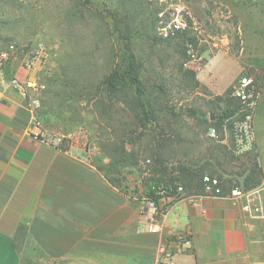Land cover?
Wrapping results in <instances>:
<instances>
[{"label":"rangeland","instance_id":"1","mask_svg":"<svg viewBox=\"0 0 264 264\" xmlns=\"http://www.w3.org/2000/svg\"><path fill=\"white\" fill-rule=\"evenodd\" d=\"M181 1L194 23L165 39L157 32V0H0V56L15 45L9 60L17 58L28 71L32 51L46 47L45 67L38 62L32 70L44 88H29L26 97L40 100L36 115L46 132L70 133L63 148L95 151V161L123 191H130L127 180L147 186L150 173L159 176L157 155L182 183L197 185L206 172L228 186L257 185L260 175L246 180L257 154L236 156L223 125L218 139L208 127L231 107L241 75L264 79L255 69L264 67V0ZM126 59L143 82L149 119L134 82L114 93L103 83ZM133 190L140 198L139 188ZM22 264L48 263L26 247Z\"/></svg>","mask_w":264,"mask_h":264},{"label":"crops","instance_id":"2","mask_svg":"<svg viewBox=\"0 0 264 264\" xmlns=\"http://www.w3.org/2000/svg\"><path fill=\"white\" fill-rule=\"evenodd\" d=\"M22 67L17 58L0 62V264H22L17 247L48 264H158L160 244L178 264H264V217H252L241 200L187 190L162 201L161 229L152 232L133 180L123 191L95 151L32 135V102L12 84L14 77H34ZM255 69L264 74V67ZM255 125L264 172V95ZM187 229L189 248L175 240Z\"/></svg>","mask_w":264,"mask_h":264},{"label":"built area","instance_id":"3","mask_svg":"<svg viewBox=\"0 0 264 264\" xmlns=\"http://www.w3.org/2000/svg\"><path fill=\"white\" fill-rule=\"evenodd\" d=\"M157 2L160 5L157 32L162 38H171L183 33L190 27L191 23H194L191 12L181 0H157ZM15 48V45L12 44L9 51L2 52L1 60H9L11 50ZM187 49L190 57L196 59L197 52L192 41L187 42ZM30 56L29 72L35 71L34 66L38 62L40 65L43 64V68L45 67L48 52L43 44L35 47ZM12 84L25 97L29 88H36L39 85L34 77L24 81L14 77ZM38 88H44V86L41 85ZM263 95L264 81L249 73L241 75L234 85L231 96L237 105L232 108L230 114L224 119L223 127L226 130V140L230 142L234 154L238 157L257 154L258 152L255 118ZM32 105L34 115L31 119V134L42 141L62 147L65 141L71 137V134L62 131L46 132L36 115V108L40 106V100L38 98L33 99ZM208 134L211 138L218 139L220 137V131L215 126L209 128ZM145 174L149 173L145 172ZM203 182V195L232 197L241 200L252 217H264V172L260 183L251 187H246L243 183L234 181L225 191L222 180L210 175H205ZM136 186L139 188L141 211L150 220L149 230L157 232L161 229L160 217L165 214L166 208L162 201L165 198L183 195L186 193V189L182 184H179L176 193L168 195L167 189L160 188L156 192V195H161L157 200L150 194L144 183L137 181L134 188ZM175 238L178 243L186 248L193 245V233L190 229L176 233ZM159 251L161 255L158 264H178L174 260L172 250L169 249L168 245L160 244Z\"/></svg>","mask_w":264,"mask_h":264},{"label":"trees","instance_id":"4","mask_svg":"<svg viewBox=\"0 0 264 264\" xmlns=\"http://www.w3.org/2000/svg\"><path fill=\"white\" fill-rule=\"evenodd\" d=\"M165 39H168V38H165ZM127 81H132L135 83L136 93H137L138 98L140 100V105H141V107H142V109L146 115V118L149 119V111L146 108V91H145L142 80L135 74V67H134L133 62H131V59L123 60L119 66H117L115 69H113L106 76L103 83L106 86L108 93H114L117 91V89L120 87V85L126 83ZM232 92H233V90H232ZM230 98L232 100L231 101V107L228 110H226L224 112V114H222L217 121H214L208 127V129L212 126H215L220 131V128L223 125L224 119L230 114L232 108L236 107V105H237L234 98L232 96ZM156 160H157V163L155 165L156 166L155 172L156 173L158 172L159 176H156L154 173H150L149 177H151V176L152 177L150 179L149 184L147 185V188H148V191L150 192V194L152 196H154L157 200L161 196V195H156L157 190H159L160 188L167 189L168 190L167 194L172 195V194L176 193L178 185L182 184L185 187L186 191L187 190H195V191H199L200 193H203V191H204V182H203L204 176L210 175L212 177H218L212 173H206L205 172V173H202L201 176H199V173H197L199 176V181H198L197 185H194L192 182L182 183V182H179L176 177H173L172 175H170L171 172H169V168L166 164L164 157H162L161 155H157ZM179 168H180V173H182L183 175L184 174L186 175V172L189 171V169L187 167H182V165H180ZM197 174H196V176H197ZM257 175H260V177H262V175H263V169L258 162L255 164V167L251 170V173L247 176L246 180H248L250 178H254ZM218 178L221 179V177H218ZM243 184L246 187H251V186L255 185V184L251 185L249 182H244ZM222 185H223L224 190L226 191L228 188V185L223 180H222ZM20 233L22 234L23 238H25L24 236L26 235V230L24 228L21 229ZM17 249H19V251H21L23 253V247H17Z\"/></svg>","mask_w":264,"mask_h":264}]
</instances>
